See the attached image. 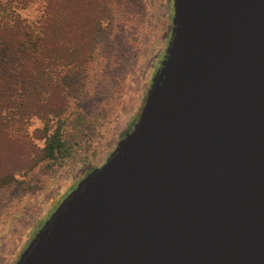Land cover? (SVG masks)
I'll use <instances>...</instances> for the list:
<instances>
[{
  "label": "water",
  "instance_id": "95a60500",
  "mask_svg": "<svg viewBox=\"0 0 264 264\" xmlns=\"http://www.w3.org/2000/svg\"><path fill=\"white\" fill-rule=\"evenodd\" d=\"M16 264H264V0H173L137 123Z\"/></svg>",
  "mask_w": 264,
  "mask_h": 264
},
{
  "label": "rangeland",
  "instance_id": "374dc122",
  "mask_svg": "<svg viewBox=\"0 0 264 264\" xmlns=\"http://www.w3.org/2000/svg\"><path fill=\"white\" fill-rule=\"evenodd\" d=\"M45 5L36 0L19 13L34 23ZM112 8L102 42L86 66L82 91H67L63 114L50 116L51 133L62 127L70 156L61 165L46 160L28 171L21 167L25 150L17 152L16 182L0 189V264L18 262L64 199L106 163L139 119L168 48L173 0H114ZM20 70V58L10 60L0 51V110L9 129L27 136L38 156L45 148L46 123L30 102L40 91Z\"/></svg>",
  "mask_w": 264,
  "mask_h": 264
},
{
  "label": "trees",
  "instance_id": "16d2710c",
  "mask_svg": "<svg viewBox=\"0 0 264 264\" xmlns=\"http://www.w3.org/2000/svg\"><path fill=\"white\" fill-rule=\"evenodd\" d=\"M35 1L0 0V51L10 60L20 58L25 82L40 91L30 104L45 120V148L33 156L29 138L14 134L0 110V189L16 182L17 152L25 150L21 167L28 171L46 160L61 165L70 156L62 127L51 133L50 116L63 114L67 91H82L86 66L102 42L114 0H45L42 17L32 23L19 10Z\"/></svg>",
  "mask_w": 264,
  "mask_h": 264
},
{
  "label": "flooded vegetation",
  "instance_id": "af4514ba",
  "mask_svg": "<svg viewBox=\"0 0 264 264\" xmlns=\"http://www.w3.org/2000/svg\"><path fill=\"white\" fill-rule=\"evenodd\" d=\"M76 188H77V187H76ZM76 188H75V189H76ZM75 189H74V190H75Z\"/></svg>",
  "mask_w": 264,
  "mask_h": 264
}]
</instances>
